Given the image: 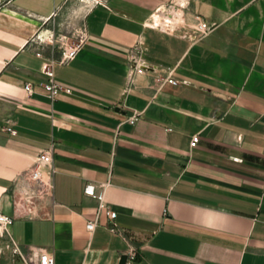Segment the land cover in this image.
I'll list each match as a JSON object with an SVG mask.
<instances>
[{"label": "crops", "instance_id": "1", "mask_svg": "<svg viewBox=\"0 0 264 264\" xmlns=\"http://www.w3.org/2000/svg\"><path fill=\"white\" fill-rule=\"evenodd\" d=\"M70 1L0 0V212L22 253L4 235L0 264H39L42 252L119 264L130 246L133 264H264V0H192L174 33L149 21L175 0L96 4L88 44L54 65L72 92L52 101L40 86L61 57L50 25ZM197 16L215 28L194 40ZM137 46L150 69L132 76ZM49 148L52 194L29 207L17 183ZM91 182L106 185L118 233L85 194Z\"/></svg>", "mask_w": 264, "mask_h": 264}, {"label": "built area", "instance_id": "2", "mask_svg": "<svg viewBox=\"0 0 264 264\" xmlns=\"http://www.w3.org/2000/svg\"><path fill=\"white\" fill-rule=\"evenodd\" d=\"M180 2L181 3H177L175 0L170 5L159 6L152 15L149 21V26L160 28L163 31L169 33H174L179 28H181L185 23V10L189 7L192 0H180ZM98 4L104 5L103 2H99ZM177 10H182L183 14L181 17H178L175 14ZM156 12H159L163 15L165 20L164 25L157 24L153 19ZM214 28L215 25L209 24L200 16H197L193 26L191 38L194 40L203 39L208 36L214 30ZM48 41L52 49L60 50L61 57L59 59L53 57L47 59L43 66V73L48 76V81L41 82L40 86L44 89L48 97L52 101H55L62 92L71 93L72 90L70 88L64 87L55 79L54 65H68L73 60H75L79 53L90 41V35L86 24H84V26L78 30H75L70 36L63 34L57 36L55 33H53ZM135 52L136 53L131 60L132 76L136 72L150 69L149 66L143 61L145 49L137 46L135 48ZM37 55L44 57L42 51L37 52ZM167 81L175 85L178 84L171 74L167 78ZM25 90L29 95H32L34 93L33 84L27 83ZM137 119V116H134L130 119V122L135 124ZM9 130L13 134H16V131L12 128H9ZM200 139L201 138L199 134L194 135L190 143L191 148H196L200 142ZM53 173V150L52 148H49L37 156L34 166L30 171H28L27 175L22 176L17 183V188L20 189L21 197L29 207L33 206L38 200H42L52 194L54 188ZM84 192L88 197L98 201V215L102 211L106 212L110 219L108 229L113 233H118L119 228L116 222L118 214L116 211L110 209L106 202V185H102L100 188H98L96 184L91 182L86 185ZM13 224L14 218L12 216L0 212V237H4V235L7 234L12 242V252L14 254H22L19 245L15 242L9 232V228ZM98 225L99 217L97 216L94 220L87 222V231L93 235ZM126 255V264H133L137 258V249L133 246H130L126 252ZM35 256L38 258L39 264H55L54 257L47 252L35 254Z\"/></svg>", "mask_w": 264, "mask_h": 264}, {"label": "rangeland", "instance_id": "3", "mask_svg": "<svg viewBox=\"0 0 264 264\" xmlns=\"http://www.w3.org/2000/svg\"><path fill=\"white\" fill-rule=\"evenodd\" d=\"M99 2L106 3L107 0H71L68 8L61 12L50 26L57 36L62 34L70 36L84 26L87 12Z\"/></svg>", "mask_w": 264, "mask_h": 264}, {"label": "bare ground", "instance_id": "4", "mask_svg": "<svg viewBox=\"0 0 264 264\" xmlns=\"http://www.w3.org/2000/svg\"><path fill=\"white\" fill-rule=\"evenodd\" d=\"M176 2H177V3H181L180 0H176ZM175 14H176L178 17H181L182 14H183V12H182V10H177V11L175 12ZM153 19L155 20V22H156L157 24H162V25L165 24V20H164V18H163V15L160 14L159 12H156V13H155Z\"/></svg>", "mask_w": 264, "mask_h": 264}, {"label": "water", "instance_id": "5", "mask_svg": "<svg viewBox=\"0 0 264 264\" xmlns=\"http://www.w3.org/2000/svg\"><path fill=\"white\" fill-rule=\"evenodd\" d=\"M126 261H127V255H123L121 257V260H120V263L119 264H126Z\"/></svg>", "mask_w": 264, "mask_h": 264}]
</instances>
